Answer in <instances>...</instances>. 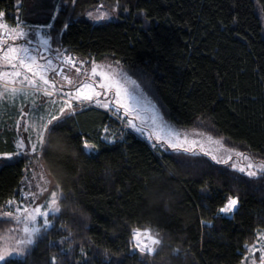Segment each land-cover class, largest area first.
<instances>
[{
  "label": "trees",
  "instance_id": "16d2710c",
  "mask_svg": "<svg viewBox=\"0 0 264 264\" xmlns=\"http://www.w3.org/2000/svg\"><path fill=\"white\" fill-rule=\"evenodd\" d=\"M98 5L117 16L95 22L87 13ZM0 12L11 26L44 16L50 53L120 61L174 125H204L264 162V0H0ZM73 109L39 150L61 210L24 256L1 264H242L264 230V174L153 145L104 107ZM20 110L0 105V155L17 152ZM29 164L0 157V209ZM229 198L232 217L220 211ZM145 228L161 240L152 254L132 250Z\"/></svg>",
  "mask_w": 264,
  "mask_h": 264
},
{
  "label": "rangeland",
  "instance_id": "374dc122",
  "mask_svg": "<svg viewBox=\"0 0 264 264\" xmlns=\"http://www.w3.org/2000/svg\"><path fill=\"white\" fill-rule=\"evenodd\" d=\"M87 15L95 22L108 21L117 16L113 10L105 7L104 5H98L92 8L87 13ZM39 16L41 17V15H36L31 18H20L19 25L25 32L28 33V35L27 38L23 36L20 37L18 41H24L25 46L31 50L32 55H37V49L39 50L38 62L47 69L43 72V74L47 76L49 80L50 73L52 74L50 70L52 69L53 71L57 68L52 74L54 76L53 79H51V81L55 82V88H53L51 84L43 86L48 91L52 92V95L50 96L45 95L43 90L35 91L33 88L26 87L23 92L18 93L14 98L0 99V105L10 104V106L17 105L21 108L20 116L18 115L15 121V129L18 132L16 147L18 139L23 138L25 140L26 147L22 150H18L17 148V152L19 151L20 154L28 156L30 162L19 194L15 198L11 199L15 203L13 205L6 204L0 209V211H14L16 205L20 206L21 208L27 207L29 211H32V209L36 208L37 206L45 205L51 198L52 192H56L60 200L62 194L56 188L53 179L44 168L40 159L39 149L37 152L32 153L27 147L35 140V135L30 125L39 122L40 117H45V119L49 118V114L61 117L73 110V107L76 103L82 104V106L94 105L102 107L101 104L95 102L96 99H99L101 103H109V107L106 109H109L114 116L118 117L120 122L123 123L124 127L136 132L153 145L160 144L161 146L167 148H176L185 151L204 153L214 161L225 163L238 171L243 168L244 171L241 172L246 174L249 171L256 172V175L264 174V171H262L259 167L260 165H264V162L254 160L250 155L244 152L229 148L222 137L217 136L213 132L204 128V125L196 128H180L165 118L156 102L151 97H149L139 85V83L133 77H131L129 72L125 67H123L120 61L113 59H107L105 61L93 60L85 66L87 61L84 63L83 60H80L81 63L79 66H77V68L73 69L69 67L68 65L70 63H64L61 60L62 55L66 53V50L64 51L63 49L56 51L52 48L53 52L50 53L51 46L46 48L43 45L41 33L48 35L47 29L49 25L44 24L46 20L42 21L45 19L44 16L42 19ZM38 19H41V21ZM37 25H42L45 27H42L39 32H37L35 30ZM18 44L15 45L19 47L20 45ZM62 52L63 54L60 55ZM51 54L53 56H51ZM69 55V53H66V56ZM46 60H50L52 63L50 65L45 64ZM93 62L98 69L97 75L95 76H93L91 72V69L94 66ZM7 69L11 71L10 68ZM63 71H66L67 73L63 74ZM100 72H106L110 75H113L114 78L120 80L123 87L127 89L128 94L126 97V102L129 105L128 111H125L123 107H120L116 103L117 97L115 95L114 88L111 91L106 89L102 90L99 88V83L103 80V77L99 75ZM24 73L30 76L29 73L25 71ZM124 74H126V76ZM62 75H67L68 77L69 75L76 76L73 77V80H71L72 83L69 84ZM21 78H17V84L15 85L16 87H21L19 84V79ZM36 79L38 81L39 77L37 76ZM130 80H135L139 85V88L134 90ZM56 81H58V83H56ZM86 81L92 84L97 91H101L102 95L98 98H94L93 101L75 99L74 97L76 95V87ZM39 83L42 84V81ZM68 93H72V109L65 108V113L61 115L59 113V108L63 106L64 102L68 99ZM133 124L135 127L132 126ZM26 128L28 129L27 131H25ZM140 129H142V131ZM29 136H31V139H28ZM158 136L160 139H157ZM172 141H175L176 144L180 146L173 147ZM241 153H243V155H241ZM8 154L9 153L2 154L0 157L11 159L20 155L18 154L10 156ZM250 165L251 167H249ZM41 189H46V191L41 192ZM31 193L36 194L35 198L30 195ZM51 215L53 214L49 212L48 219L50 221ZM41 219L42 218L38 217V221H41ZM37 226L39 227L40 224L38 223ZM17 227L18 226L8 218L0 217V235H7L10 229L15 232ZM43 229L45 228H42L41 231ZM140 230L141 239H146L145 230L150 229L145 228ZM151 234L155 235V233L152 231ZM148 243L150 244L151 242L149 241ZM135 244L136 241L132 236V250L134 249L135 251H139ZM154 247H157V245ZM17 256H24V254H13L11 256H6V259ZM2 262L3 261H0V264ZM242 264H264V230L260 232L255 242L248 246V250Z\"/></svg>",
  "mask_w": 264,
  "mask_h": 264
},
{
  "label": "snow or ice",
  "instance_id": "6c2138e0",
  "mask_svg": "<svg viewBox=\"0 0 264 264\" xmlns=\"http://www.w3.org/2000/svg\"><path fill=\"white\" fill-rule=\"evenodd\" d=\"M74 2V0H73ZM91 15V13H90ZM4 16L3 12H0V19ZM27 27V26H25ZM45 26L37 25L36 31ZM50 27V26H48ZM67 27V25H65ZM0 33L3 36L8 37L9 39L15 41L20 37H27L28 33L20 27L19 22L14 26H8L3 22H0ZM41 40L43 45L47 48L50 46L51 36L44 35L41 33ZM27 43V40H26ZM39 59V50L37 49V55H32L31 50L25 45H20L17 47L15 44H11L5 48L4 40L0 37V99L5 98H14L18 93L24 91L26 87H31L35 91L43 90L45 95H52L51 91H48L44 88V85L51 84L53 88H55V82L51 81L43 74L47 69L44 66L40 65L38 62ZM69 62L75 66V61H72L69 58ZM52 62L50 60H46L45 64L50 65ZM94 64V62H93ZM110 67V66H109ZM10 68L11 71H5L3 69ZM43 69V71H42ZM26 70L27 73H31L29 76L24 73ZM97 67L94 66L91 69L92 75H97ZM100 76L103 77V80L99 83L100 89H106L111 91L113 88L115 89V95L117 97L116 103L125 109V111L129 110V105L126 102L127 97V89L123 87L120 80L114 78L113 75H110L106 72H100ZM126 76V74H124ZM39 77L41 83L37 82L36 77ZM22 77V78H21ZM17 78L19 79V84L21 87H16ZM64 79L68 81L69 84L72 83L71 79L65 75ZM130 79V78H128ZM133 85L134 90L139 88V85L135 80H130ZM76 95L75 99L77 100H87L93 101L94 98H98L102 95L101 91H97L92 84L87 81L80 84L75 89ZM68 99L64 102V105L59 108V113L63 115L65 113V108L72 109V93H68ZM96 103L101 104L102 107H109V103L104 102L101 103L99 99L95 100ZM74 111V109H73ZM59 116L49 114V118L45 119V117H40L39 122L33 123L30 125L32 128L35 140L27 147L30 149L32 153L38 151H43L46 144V133L50 131L49 125L52 124L53 121H58ZM135 127V125H132ZM28 129L26 128L25 131ZM107 131V129H105ZM142 131V129H140ZM31 139V136L28 137ZM108 139V137H105ZM157 139H160L158 136ZM173 147H179L175 141H172ZM26 147L25 140L23 138L18 139L17 148L18 150H22ZM84 147L91 150L95 148V145L89 144L87 140L84 141ZM17 153H12L8 155H18ZM243 155V153H241ZM251 167V165L249 166ZM262 171H264V165L259 166ZM240 171H244L243 168ZM249 176H255L257 173L253 171H249L247 173ZM46 191V189H41V192ZM30 195L35 198L36 194L31 193ZM15 202L12 200L7 201V204L13 205ZM238 203V198H229L227 205L221 208L220 211L224 213L231 212ZM44 209V210H42ZM61 210L59 198L56 192L51 193V198L47 201L45 205L37 206L36 208L29 211L27 207L21 208L16 205L14 211H0V217L8 218L10 221L14 222L18 227L13 230H9L7 235H0V261H6V256H11L13 254L23 255L26 254L31 245L35 243L36 238L39 236L42 228H47L51 226V221L48 219L49 212L52 214L59 213ZM38 217L42 218L41 221H38ZM40 224L38 227L37 224ZM146 231V239H141V230L134 229L133 230V239L136 241V248L139 249L141 253L147 252L152 254L156 251L155 245H159L161 240L158 238V233L156 235L151 234L150 230ZM151 242L150 244L148 242ZM55 259V258H53ZM6 264H11V261H7Z\"/></svg>",
  "mask_w": 264,
  "mask_h": 264
},
{
  "label": "built area",
  "instance_id": "2783aa9c",
  "mask_svg": "<svg viewBox=\"0 0 264 264\" xmlns=\"http://www.w3.org/2000/svg\"><path fill=\"white\" fill-rule=\"evenodd\" d=\"M0 37H2L3 40H4V46H6V44L11 41V39H9L8 37L3 36L2 33H0ZM69 58H71L72 61H75V66H73V64L69 62ZM61 60L64 63H70L69 65H71V66H73L75 68H77V66H79V64L81 63L80 60H83L84 63H85V59L83 57H77V56H71V55L66 56V53L62 55Z\"/></svg>",
  "mask_w": 264,
  "mask_h": 264
},
{
  "label": "crops",
  "instance_id": "0c3cea01",
  "mask_svg": "<svg viewBox=\"0 0 264 264\" xmlns=\"http://www.w3.org/2000/svg\"><path fill=\"white\" fill-rule=\"evenodd\" d=\"M0 22H3V23H5L6 25L11 26V25H9L6 21H4L3 18L0 19ZM26 38H27V37H26ZM18 43H19V44H18ZM24 43H25L24 41H23V42H21V41H14V42H12V43H9L7 46H9V45H11V44L25 45ZM38 44H39V43H38ZM38 44H37V45H38ZM7 46H6L5 48H7ZM50 51H51V49H50ZM43 59H44V58H43ZM56 69H57V68H56ZM56 69H55V70H56ZM3 70H5V71H9L7 68H5V69H3ZM55 70L52 71V69H51L50 72H52V74H53ZM23 71L26 72V70H23ZM66 73H67L66 71H63V74H66ZM29 74H30V76L32 75L31 73H29ZM52 74L50 73V80L53 79V77H54ZM62 76H64V75H62ZM75 76H76V75H75ZM75 76H70V75H69V77H70L71 80H73V77H75ZM36 78H37V77H36ZM37 82L39 83L40 80H38ZM30 88H31V87H30Z\"/></svg>",
  "mask_w": 264,
  "mask_h": 264
},
{
  "label": "water",
  "instance_id": "95a60500",
  "mask_svg": "<svg viewBox=\"0 0 264 264\" xmlns=\"http://www.w3.org/2000/svg\"><path fill=\"white\" fill-rule=\"evenodd\" d=\"M239 206V203H237V205L235 206V208L232 211V214L230 215L231 217L233 216V213L236 211L237 207Z\"/></svg>",
  "mask_w": 264,
  "mask_h": 264
}]
</instances>
